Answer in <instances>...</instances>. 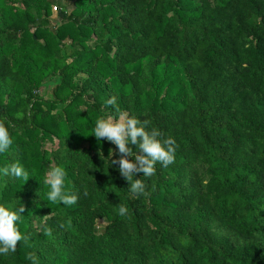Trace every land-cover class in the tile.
<instances>
[{
  "label": "trees",
  "instance_id": "1",
  "mask_svg": "<svg viewBox=\"0 0 264 264\" xmlns=\"http://www.w3.org/2000/svg\"><path fill=\"white\" fill-rule=\"evenodd\" d=\"M116 108L176 140L144 194L91 134ZM0 123L32 175L0 177L24 237L0 264H264V0H0Z\"/></svg>",
  "mask_w": 264,
  "mask_h": 264
},
{
  "label": "clouds",
  "instance_id": "2",
  "mask_svg": "<svg viewBox=\"0 0 264 264\" xmlns=\"http://www.w3.org/2000/svg\"><path fill=\"white\" fill-rule=\"evenodd\" d=\"M106 105L115 106L114 98L107 100ZM118 118L102 116L95 121L93 134L97 141L105 140L116 146L120 154L118 160L111 159L110 165L118 166L120 175L128 181L130 191L136 194L145 193V184L137 178L138 173L149 177L154 175L157 163L164 167L175 160L176 140L168 136L161 138L156 128L149 129L146 122L135 116H128L116 108ZM13 139L8 127L0 123V154L7 153ZM133 146L138 150L133 152ZM131 157V159L129 158ZM11 176L26 181L30 176L28 170L17 163L0 167V177ZM65 170L62 167H51L43 183L48 186L47 202L71 206L77 202V195L68 193L65 188ZM127 209L121 205L119 214L123 216ZM23 207L0 205V256L15 252L17 242L24 239L19 228V213Z\"/></svg>",
  "mask_w": 264,
  "mask_h": 264
},
{
  "label": "rangeland",
  "instance_id": "3",
  "mask_svg": "<svg viewBox=\"0 0 264 264\" xmlns=\"http://www.w3.org/2000/svg\"><path fill=\"white\" fill-rule=\"evenodd\" d=\"M51 10H52V13L50 14V17L49 18H50L51 24L54 25V24H56L59 21V19L57 17L58 8L55 7V6H52V9ZM42 42L43 41H41V43ZM40 90H41V92L43 94H46V92H48L47 85H43ZM98 224H99V226H102V221H99Z\"/></svg>",
  "mask_w": 264,
  "mask_h": 264
}]
</instances>
